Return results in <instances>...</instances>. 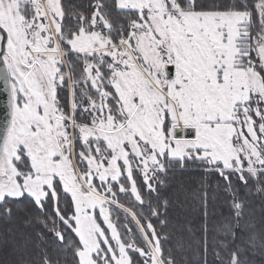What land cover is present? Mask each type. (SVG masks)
<instances>
[{
  "label": "snow or ice",
  "instance_id": "6c2138e0",
  "mask_svg": "<svg viewBox=\"0 0 264 264\" xmlns=\"http://www.w3.org/2000/svg\"><path fill=\"white\" fill-rule=\"evenodd\" d=\"M0 264H264V0H0Z\"/></svg>",
  "mask_w": 264,
  "mask_h": 264
}]
</instances>
